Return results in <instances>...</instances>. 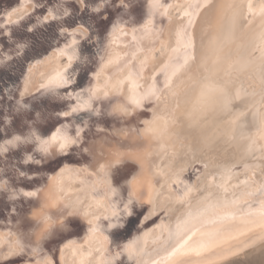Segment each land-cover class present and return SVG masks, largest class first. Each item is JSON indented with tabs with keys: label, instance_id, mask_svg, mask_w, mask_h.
Here are the masks:
<instances>
[{
	"label": "bare ground",
	"instance_id": "1",
	"mask_svg": "<svg viewBox=\"0 0 264 264\" xmlns=\"http://www.w3.org/2000/svg\"><path fill=\"white\" fill-rule=\"evenodd\" d=\"M132 2L143 21L120 14L63 113L95 116L35 136L25 157L44 165L20 179L0 160V261L264 264V0ZM89 33L28 67L22 93L66 85Z\"/></svg>",
	"mask_w": 264,
	"mask_h": 264
},
{
	"label": "water",
	"instance_id": "2",
	"mask_svg": "<svg viewBox=\"0 0 264 264\" xmlns=\"http://www.w3.org/2000/svg\"><path fill=\"white\" fill-rule=\"evenodd\" d=\"M80 1L81 6L77 0H0V150L4 152V156L0 154V160L6 162L4 168L10 174V179L14 180L15 175L19 179L24 177L33 165H38V168L44 165L26 160L25 157L33 152L35 136H39V139L48 137L57 127L54 125L57 122L62 124L72 117L82 119L89 114L95 116L91 109L84 108L75 115H63L75 100L69 93L84 91L89 85L91 67L95 66L94 62L99 57L103 59L106 50L104 39L111 35L109 30L121 19L120 14L125 16L124 24L129 28L137 21H143L141 13L140 19L134 22L129 19L133 10L139 11L133 0ZM24 4L32 5L25 15L20 14ZM129 4L130 8L125 10L124 6ZM82 28L88 29L90 33L80 39L81 45L75 43L78 56L73 59L72 66L67 67L68 83L57 89H39L23 94L21 90L28 67L40 62L52 50L59 49L70 39L74 30ZM34 124H37L39 130L26 143L22 140L18 141L19 146L12 143L15 136L21 135L24 138L28 135L24 132ZM6 145L13 146V149H4ZM5 199L3 191H0L1 202H6ZM133 213L128 215L130 219L114 228L116 234L140 220L141 215ZM14 259L17 262L23 261L22 256ZM246 262L251 263L249 260ZM242 263L245 261L235 264ZM0 264H8V261L2 260Z\"/></svg>",
	"mask_w": 264,
	"mask_h": 264
},
{
	"label": "rangeland",
	"instance_id": "3",
	"mask_svg": "<svg viewBox=\"0 0 264 264\" xmlns=\"http://www.w3.org/2000/svg\"><path fill=\"white\" fill-rule=\"evenodd\" d=\"M242 264H253V263H248V262H245V263H242Z\"/></svg>",
	"mask_w": 264,
	"mask_h": 264
}]
</instances>
